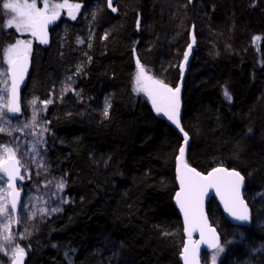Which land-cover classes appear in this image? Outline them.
Returning <instances> with one entry per match:
<instances>
[{"label": "trees", "instance_id": "1", "mask_svg": "<svg viewBox=\"0 0 264 264\" xmlns=\"http://www.w3.org/2000/svg\"><path fill=\"white\" fill-rule=\"evenodd\" d=\"M68 2L81 10L75 20L62 12L47 44L32 43L22 95L47 101L74 78L77 95L43 110L48 170L65 177L71 202L25 245V264H181L173 199L183 137L132 92L137 61L173 89L186 65V162L203 174L239 172L250 210L248 223L234 224L208 202L224 247L219 264H264V0H113L116 12L107 0ZM18 37L0 22V55Z\"/></svg>", "mask_w": 264, "mask_h": 264}, {"label": "rangeland", "instance_id": "2", "mask_svg": "<svg viewBox=\"0 0 264 264\" xmlns=\"http://www.w3.org/2000/svg\"><path fill=\"white\" fill-rule=\"evenodd\" d=\"M4 2L22 3L23 0H0V22L5 25L9 19H12L14 13L10 10H4L2 5ZM31 2V0H29ZM38 7H43L42 0H36ZM52 0H49L51 3ZM60 3L63 0H55ZM69 5L76 3H69ZM81 5V4H80ZM75 9L64 8L60 10L63 12L67 20L71 19L68 15L72 11L75 15L80 12ZM14 27V26H13ZM15 28V27H14ZM20 33V32H19ZM17 39L30 40L31 45L36 41L35 37L30 32L20 33ZM16 39V40H17ZM15 40V42H16ZM13 42L12 44H14ZM11 44V45H12ZM146 76L155 77L151 71L143 66ZM9 63L5 56V52L0 55V128H5L6 131L0 132V146H5L15 152V158L20 161L21 175L23 180L19 181L18 188L23 194V199L16 214L11 211L9 205L8 194L10 192L7 180L0 174V204H7L9 212L7 214H0V236L8 233L4 232V225L9 226V231L13 237L12 243L0 249V264H10L14 259L15 246L23 248L36 235L38 228L50 215L56 211L52 209H59L61 205L71 202V198L58 190L56 185L65 180L64 176L55 177L48 170L46 149L43 140L44 132L47 129L48 123L43 118L44 108L52 103L60 101V99L68 92L77 95L74 89V78L71 75L64 77V79L55 86L46 105L45 101L40 100L35 95H22L21 109L19 113H12L8 111V93L10 87V79L8 75ZM139 69L136 68L131 84L132 92L135 95L146 99L152 106L154 112L159 114L152 105V99L149 95V90H152V85L146 80L142 79L140 83L137 82ZM69 77L71 79H69ZM146 84H148L146 86ZM35 99L36 104L33 106L31 101ZM108 99L105 97L103 108L105 110ZM33 117L35 119L33 120ZM27 125V127H25ZM8 153L3 152L0 147V160L9 158ZM41 209L44 211L42 212ZM12 217L11 221L7 216ZM23 235V239H21ZM224 249L223 246H220ZM26 250V246L24 251ZM223 252L216 248L206 256L207 263L213 262V256L216 257L215 263H219L223 256Z\"/></svg>", "mask_w": 264, "mask_h": 264}, {"label": "snow or ice", "instance_id": "3", "mask_svg": "<svg viewBox=\"0 0 264 264\" xmlns=\"http://www.w3.org/2000/svg\"><path fill=\"white\" fill-rule=\"evenodd\" d=\"M192 0H188V3H191ZM43 7H38L36 0H23L22 3H13V2H4L2 8L4 10H10L13 15L12 19H9L4 25L5 28L15 27V30L20 33L30 32L33 37H38L41 43L47 44V24L55 20L60 16V10L64 8L75 9L79 11L81 5L79 3L69 5L68 0H63V2L57 3L55 0H52L49 3V0H42ZM107 6L111 9L112 12H116L117 9L113 7V0H107ZM68 15L71 19L75 20L76 15L69 11ZM106 38V37H105ZM260 37H254L253 40H259ZM82 43V41H81ZM191 45H189V50ZM31 51V41L30 40H21L17 39L16 42L12 45H9L8 48L4 50L5 56L8 59L10 70L13 72V98L15 99V85H16V76L19 75L20 79H23V74L27 70V61L28 54ZM185 60L188 58V53L185 54ZM89 59H91L89 57ZM137 67L139 69L137 82L140 83L142 79L146 80L152 85V91L149 92V95L152 97L153 104L156 106V98L161 97L165 99L168 103V110L165 111V114L168 116L169 120H172L173 123L180 127L179 121L177 119L178 109H179V93L180 87L175 89L170 88L168 85L164 84L162 81L154 80L151 76L145 75V70L143 66L137 61ZM183 68V65L180 66ZM79 71V69H78ZM3 75V73H0ZM69 79H71L69 77ZM225 96L230 100L231 97L225 91ZM45 105L51 103V101L43 102ZM31 104L35 106L36 100L33 99ZM108 107L110 105L106 102V107L104 115H108ZM159 106H157V111H162ZM9 112L19 113L20 108L13 103L8 108ZM35 117H33V120ZM27 127V125H25ZM6 131L5 128H0V132ZM183 131V129H181ZM185 145H187V134L184 135ZM3 148L4 153H8L9 160L11 162L12 171H9L8 168H4V172L7 173V182L11 187L15 179L19 178L20 180L24 179V176L20 175V161L15 158V152L12 149L5 146H0ZM180 159L185 155V147L181 146L179 149ZM4 160H0V165L4 164ZM181 191L176 194V201L180 205L181 210L185 215V224L199 225L203 220V225H201V235L203 236L204 227L207 226L206 219L203 218L200 204L201 197L204 195L206 190L211 187H215L219 193V190L224 186L228 192V199L224 200L225 209L238 221L249 222L250 216L248 214L247 206L244 205V201L240 198V185L244 180V177L237 171L229 172L224 168H214L207 175H202L200 172L196 171L194 168L188 167L187 164H184V172L181 173L180 177ZM63 181L59 182L56 187L58 190H63L64 188ZM14 197L11 202V211H15L17 208V200L15 197L19 196V193L15 191L13 187ZM224 199V197H221ZM238 206H243V212L237 213L234 209ZM43 212L44 210L41 209ZM52 211H57V209H52ZM9 212L7 204H0V214H7ZM7 219L11 221L12 217L7 216ZM210 231L215 234V229H210ZM4 232L8 233L6 235L0 236V249L4 248L8 244L12 243L13 237L9 231V226L4 225ZM189 235L191 232L189 231ZM23 239V235L20 237ZM217 243L210 245L211 247H216L218 251L223 252L224 249L218 244V237H215ZM189 248L185 245L183 250V255L185 259V264H189L187 253ZM14 264H22V258L25 255L24 248L15 246L14 250ZM216 257L213 256V264H215Z\"/></svg>", "mask_w": 264, "mask_h": 264}, {"label": "water", "instance_id": "4", "mask_svg": "<svg viewBox=\"0 0 264 264\" xmlns=\"http://www.w3.org/2000/svg\"><path fill=\"white\" fill-rule=\"evenodd\" d=\"M60 16H61V13H60ZM60 16L57 17L55 20L50 21L47 24V26H46V32H47L48 41L50 39V31L58 23V21L60 19ZM35 38H36L38 43L44 45V43L40 42L38 37H35ZM191 46H193V43H191ZM136 65H137V62H136ZM185 68H186V65H183V68H180L181 69V73H182V77L179 80L178 86H177V87H180L179 109H178V115H177V119L179 121L180 127H177V125L175 123H173L172 120H169L168 116L165 114V111L168 110V103H167V101L165 99H163L161 97H157L156 98V106H154L153 100H152V105L154 106L156 111H157V106H159L161 109H163L162 111H157L159 113L158 115L163 117L175 129H177L179 131V133L183 137V142H182L181 146L185 147V155H184V157L182 159H180V153H179V155H178V157L176 159V170H175V172H176V182H177V187H178L177 192L181 191V184H180L179 177H180L181 173L184 172V164H187L188 167L193 168L186 162V147H187V145H185V140H184L185 133H184V131H181L182 128H181V124H180V113H181V97L180 96H181V86H182L183 79H184V76H185ZM30 69H31V55L29 53L28 54V61H27V70L23 74V79H20L19 75L16 76L15 99H14L13 98V72L10 70V66H9L8 75H9V79H10V87H9V93H8V100H9L8 108H9L10 105L15 103L21 109V97H22L23 89L25 88V86L27 84V81H28V77H29V74H30ZM147 85L148 84H146V86ZM148 90L152 91L151 89H148ZM151 99H152V97H151ZM188 140H189V138H188ZM188 140H187V144H188ZM4 168H8L9 171H12V166H11V162H10L9 158H7L5 160L4 164L0 165V174L7 180V173L4 172ZM219 168H223V167H219ZM224 169H227V168H224ZM227 170L229 172L233 171V170H230V169H227ZM211 171H209V172H211ZM208 173H206V174L201 173V174L202 175H207ZM20 175H21V169H20ZM19 181H20V179L17 178V179L14 180L13 185L11 187L9 186L10 192L8 194V199H9L10 208H11L12 199H13V197L15 195L14 192H13V187H14L15 191L19 193V196L15 197L16 200H17V208H16V210L14 212L12 211L14 214H16L18 208L21 205L22 199H23V194H22L21 191H19V188H18ZM244 186H245V183H244V180H243V182L240 185V198L244 201V205L247 206V203H246V201L244 200V197H243ZM177 192H176V194H177ZM176 194L174 196L173 201H174V205H175V207L177 209V212H178V214H179V216H180V218L182 220L183 233H184V236H185L182 252H181V255L179 256V260H180L181 264H185V259H184V255H183V250H184L185 245H187L188 248H189V252L187 253L189 264H203L202 261H201V255L204 252H211V251L216 249V247H211L210 246L212 244H216L217 243L215 237L219 238L218 239L219 246L221 244L220 236H219L218 232L216 231V229L213 226H211L210 221L208 219V215H207V204H208V202L210 201L211 198H213L215 200L216 204L218 205L219 209L221 210L222 214L225 216V218L227 220H229L230 222H232L234 224H246V223H248V222H241V221L236 220L225 209L224 200L228 199V192H227V190H226V188L224 186H222L220 188L219 193H218V191H217V189L215 187H211V188H208L206 190V192L204 193V195L201 197L200 209H201V213H202L203 218L206 219V222H207V226L204 227V232H203V236H202L200 228H201V225H203V220L200 222L199 225H192V224L186 225L185 224L184 212L181 210L180 205L176 201ZM222 196L224 197V199L221 198ZM247 209H248V214L250 216V210H249L248 206H247ZM234 210L237 213H240V212H243L244 208H243V206H238ZM210 229H215V234H213V232L210 231ZM189 231L191 232V235H189ZM25 260H26V253H25V255L22 258V264H25ZM10 264H14V259L11 261ZM209 264H213V262H211ZM215 264H217V263H215Z\"/></svg>", "mask_w": 264, "mask_h": 264}, {"label": "bare ground", "instance_id": "5", "mask_svg": "<svg viewBox=\"0 0 264 264\" xmlns=\"http://www.w3.org/2000/svg\"><path fill=\"white\" fill-rule=\"evenodd\" d=\"M136 67H137V65H136Z\"/></svg>", "mask_w": 264, "mask_h": 264}]
</instances>
